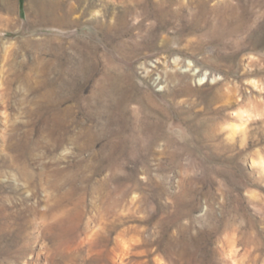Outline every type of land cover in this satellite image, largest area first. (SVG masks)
<instances>
[{"label":"rangeland","instance_id":"rangeland-1","mask_svg":"<svg viewBox=\"0 0 264 264\" xmlns=\"http://www.w3.org/2000/svg\"><path fill=\"white\" fill-rule=\"evenodd\" d=\"M0 264H264V0H0Z\"/></svg>","mask_w":264,"mask_h":264}]
</instances>
